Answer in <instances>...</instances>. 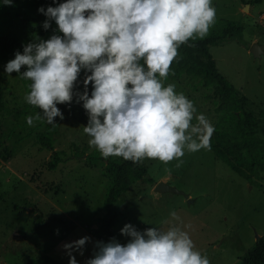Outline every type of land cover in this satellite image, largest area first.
I'll list each match as a JSON object with an SVG mask.
<instances>
[{"label": "rangeland", "instance_id": "374dc122", "mask_svg": "<svg viewBox=\"0 0 264 264\" xmlns=\"http://www.w3.org/2000/svg\"><path fill=\"white\" fill-rule=\"evenodd\" d=\"M212 5L215 23L204 38L190 40L222 36L229 27L241 29L232 39L211 47L209 53L218 72L246 98L247 109L257 116L264 112V55L254 57L251 49L255 44L264 45V17L260 18L264 0H212ZM13 6L28 17L29 27L36 25L39 14L23 0L0 8L11 10ZM5 22L0 21V33L21 37L19 20ZM9 60L0 57V264H29L42 256L68 264L62 245L88 236L83 255L73 253L78 264H85L106 217L103 201L109 183L101 162L91 165L86 161L87 155L99 152L89 146V137L83 132L88 117L79 104H58L63 119L54 117L55 127L48 128L51 124L43 120L27 125L26 116H34L39 109L24 99L27 81L16 72H4ZM84 75L82 70L78 81ZM168 83L175 84V90L183 92L194 103L196 113H203L215 128L221 112L213 88L190 73L166 78L164 84ZM74 90L83 91L82 83ZM259 130L257 134L264 140V122ZM44 135L43 143L50 140L52 151L41 145ZM53 152L59 153L61 161L50 170ZM81 152L83 157H74ZM179 159V166L175 159L167 163L144 159L145 178L153 184L135 183L117 198V219L112 226L116 240L121 244L128 241L119 232L125 223L140 231L151 227L166 231L180 224L187 226L195 248L207 255L210 264H240L255 242L264 238V173L250 185L204 148L185 150ZM161 182L180 193L156 191ZM173 211L175 218L170 216Z\"/></svg>", "mask_w": 264, "mask_h": 264}, {"label": "clouds", "instance_id": "9594fccd", "mask_svg": "<svg viewBox=\"0 0 264 264\" xmlns=\"http://www.w3.org/2000/svg\"><path fill=\"white\" fill-rule=\"evenodd\" d=\"M40 6L54 21L48 39L36 37L22 45L4 72H16L30 81L25 101L39 111L26 116L29 126L63 119L58 104L80 103L88 117L83 132L102 157L119 156L134 163L144 158L167 163L185 150L210 149L214 126L173 83L164 84L181 44L204 38L215 23L212 0H62ZM13 5V0H0ZM62 33L58 35L56 33ZM24 68L21 71V68ZM85 75L78 81L81 71ZM82 83L83 91L74 86ZM91 84L89 93L88 85ZM75 97V101H74ZM195 114V123H192ZM176 217V213L170 212ZM185 227L173 224L137 230L125 223L119 229L129 237L94 241L85 264H210L195 248ZM58 232V230H57ZM90 237L62 245L68 264H78Z\"/></svg>", "mask_w": 264, "mask_h": 264}, {"label": "trees", "instance_id": "16d2710c", "mask_svg": "<svg viewBox=\"0 0 264 264\" xmlns=\"http://www.w3.org/2000/svg\"><path fill=\"white\" fill-rule=\"evenodd\" d=\"M23 1L35 12H37V8L40 6H55L53 0ZM60 2L62 0H56V4ZM37 13L39 14L38 22L35 26L29 27L31 21L27 16L17 13L14 6L11 10L0 8V21L5 22L8 19L19 20L22 27L21 37L0 33L1 58L5 59L9 57L12 59L16 51L22 52L23 44L36 37L48 39L53 34L54 29H56L54 21H50L49 29L45 30L42 27V22L46 17L42 13ZM240 31L241 29L239 27H229L224 30L222 36L199 41L189 40L181 44L178 48L177 57L170 64L167 78L190 73L194 77L199 78L205 86L214 89L215 95L220 100L219 107L221 114L217 118L214 135L210 138V150L218 160L222 161L250 185H253L259 179V173H264V140L257 134L260 123L264 122V112L260 111L256 116L247 109L248 101L246 98L241 96L218 72L215 62L209 53L211 47L232 39ZM56 34L62 35V33L58 32ZM23 70L24 68L22 66L21 71ZM19 75L22 77L21 74ZM25 80L28 83L29 91L30 81ZM90 91L91 84L89 85V93ZM72 104L81 105L76 102H72ZM1 106L2 94L0 93V108ZM53 127H55V124L48 126L51 129ZM45 138V135L40 137L41 145L52 151V142L47 140V143H43L46 140ZM83 155L82 152L76 153L74 157L79 158L83 157ZM144 159L134 163L130 160H124L122 157L111 155L105 158L99 152L86 156V161L91 165H96V163L101 162L104 166L103 174L109 178L108 189L103 201L106 217L101 221L96 232L98 241L107 242L110 238H115L112 233V226L117 219V213L114 209V203L117 198L122 193L127 192L135 183L146 182L150 185L153 184L151 180L145 178L148 168L144 163ZM60 161L59 153L53 152V159L49 165V169L54 170ZM29 264L59 263L48 256H42ZM240 264H264V238L255 242L253 247L240 259Z\"/></svg>", "mask_w": 264, "mask_h": 264}, {"label": "water", "instance_id": "95a60500", "mask_svg": "<svg viewBox=\"0 0 264 264\" xmlns=\"http://www.w3.org/2000/svg\"><path fill=\"white\" fill-rule=\"evenodd\" d=\"M251 53L254 57H260L261 55H264V45H254L251 49ZM156 191L158 192H174V193H180L175 188L168 186L166 183H159L156 188Z\"/></svg>", "mask_w": 264, "mask_h": 264}, {"label": "built area", "instance_id": "2783aa9c", "mask_svg": "<svg viewBox=\"0 0 264 264\" xmlns=\"http://www.w3.org/2000/svg\"><path fill=\"white\" fill-rule=\"evenodd\" d=\"M264 16L260 17L261 19L263 18Z\"/></svg>", "mask_w": 264, "mask_h": 264}]
</instances>
